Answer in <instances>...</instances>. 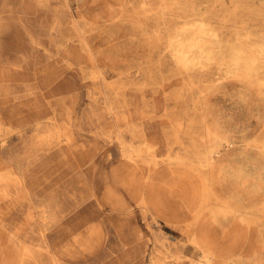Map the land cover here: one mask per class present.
I'll list each match as a JSON object with an SVG mask.
<instances>
[{"label":"rangeland","instance_id":"374dc122","mask_svg":"<svg viewBox=\"0 0 264 264\" xmlns=\"http://www.w3.org/2000/svg\"><path fill=\"white\" fill-rule=\"evenodd\" d=\"M0 264H264V0H0Z\"/></svg>","mask_w":264,"mask_h":264},{"label":"bare ground","instance_id":"6f19581e","mask_svg":"<svg viewBox=\"0 0 264 264\" xmlns=\"http://www.w3.org/2000/svg\"><path fill=\"white\" fill-rule=\"evenodd\" d=\"M239 2V1H238ZM240 4V3H239ZM187 6V5H186ZM251 8V7H250ZM250 8H248V9H250ZM189 10H191L190 8H189ZM251 10V9H250ZM256 10V9H255ZM198 13V12H197ZM195 14V13H194ZM184 16V15H183ZM187 16V15H186ZM190 16V15H189ZM184 18V17H183ZM194 19H196V18H194ZM193 19V20H194ZM199 20H197V22H198ZM205 21V20H204ZM207 21V20H206ZM183 22H185V21H183ZM209 25V24H208ZM219 36V35H218ZM217 39H219V38H217ZM221 41V40H220ZM169 43V42H168ZM230 50V49H229ZM256 50V49H255ZM232 53V52H231ZM219 54H221V53H219ZM230 55V54H229ZM242 57H244V56H242ZM222 61V60H221ZM229 63V62H228ZM257 63H258V61H257ZM229 65V64H228ZM258 65V64H257ZM244 67V66H243ZM244 70V69H243ZM225 143V142H224ZM223 146H225V145H223ZM228 146V145H227ZM227 149H228V147H227ZM205 150V149H204ZM205 152H206V150H205Z\"/></svg>","mask_w":264,"mask_h":264}]
</instances>
